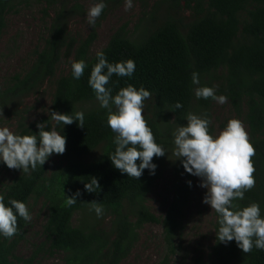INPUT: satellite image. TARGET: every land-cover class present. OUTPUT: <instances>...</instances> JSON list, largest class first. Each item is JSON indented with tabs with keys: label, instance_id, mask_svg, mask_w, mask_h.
I'll use <instances>...</instances> for the list:
<instances>
[{
	"label": "trees",
	"instance_id": "1",
	"mask_svg": "<svg viewBox=\"0 0 264 264\" xmlns=\"http://www.w3.org/2000/svg\"><path fill=\"white\" fill-rule=\"evenodd\" d=\"M31 2L44 5L43 13L54 9V16L47 27L42 47L34 52V59L23 74H16L0 88V105L13 99L19 100L36 91L45 80L52 79L60 58L84 60L87 67L79 80H73L71 66L51 84L54 86L49 115L37 123L17 121L14 133L37 135V124H46L44 130L55 128L66 138L62 155L53 154L58 162L50 168L48 160L35 171L24 173L11 169L13 178L0 193L5 203L14 199L28 205L30 199L42 197L46 206V220L42 226L44 241L36 245L29 256L14 255L18 242L23 239L27 223L17 219L18 233L12 238L0 237V264H34L41 255H59L61 264H121L131 253L138 240L137 230L146 223L162 227V241L166 253L160 264L176 253V236L181 230L183 207L187 201L186 186L176 187L173 200L161 218L149 212L145 201L154 181L159 177L162 156L153 157L155 174L145 169L136 180L121 174L110 161L114 153L115 133L107 126L106 109L99 106L82 109L80 105L95 99L87 80L96 54L89 57V48L95 39V30L78 42L69 34L67 20L82 13L78 3L67 5L58 0H0V37L5 27L6 15ZM167 6L161 19L153 21L143 36L133 41L120 27L108 39L103 51L109 63L131 59L135 71L129 77L110 78L106 87L112 94L128 85L143 87L152 94V104L144 115L154 140L163 148L171 139L173 124L183 123L192 110L207 111L209 99H196L193 88L218 84L215 93H221L232 109L241 114L247 125L249 143L254 148L251 163L254 186L244 193L243 200L234 204L243 208L253 202L260 206L264 216V0H160ZM182 9V10H181ZM190 13L189 22L180 18L181 11ZM153 16V17H152ZM71 60V61H72ZM199 74V85H192L191 73ZM218 72L216 76L214 73ZM179 102L182 107L175 109ZM74 116L84 114V125L75 121L57 126L50 112ZM114 111V109H113ZM53 120V121H52ZM171 120V121H170ZM99 149L91 159L82 160ZM139 163V161H137ZM0 167L7 169L3 163ZM95 177L100 185L94 193L84 190L83 183ZM77 190L81 195L71 206L66 196ZM99 202L103 215L99 218L88 202ZM29 206H27L28 208ZM29 210V209H28ZM81 214L79 225H73L74 214ZM214 244L211 255L215 264H264V251L252 249L243 253L234 241L221 243L216 238L217 214L213 212ZM108 218L107 226L102 221ZM197 264H201L200 258Z\"/></svg>",
	"mask_w": 264,
	"mask_h": 264
},
{
	"label": "clouds",
	"instance_id": "2",
	"mask_svg": "<svg viewBox=\"0 0 264 264\" xmlns=\"http://www.w3.org/2000/svg\"><path fill=\"white\" fill-rule=\"evenodd\" d=\"M132 6V0H125L126 11ZM105 7L104 0H98L88 9L85 20L90 27L95 25ZM96 60L87 83L99 107L107 110V126L115 133V149L109 158L112 166L121 174L136 180L145 169L154 175L156 165L152 162L153 157L164 156L166 151L155 142L142 115L144 102L152 99V94L143 87L136 89L128 85L113 95L112 89L106 87L110 78L113 74L130 78L135 71V62L128 59L109 63L103 51L96 52ZM70 66L73 80H79L87 67L84 60H72ZM191 83L200 84L199 74L195 71L191 73ZM193 95L196 99L211 98L221 105L227 102V97L217 96L215 90L207 86L194 87ZM181 107L179 102L174 104L175 109ZM50 114L56 125L62 128L73 121L78 122L79 127L84 125L82 112L74 116L54 111ZM185 120L187 123L178 126L173 134V154L180 160L184 171L200 178V187L207 190L203 203L217 214V240L225 244L234 241L243 253H249L253 248L264 251V216L261 215L260 206L253 202L240 208L233 203L235 200H243L244 193L254 186V168L251 163L254 148L249 143L243 123L230 119L213 136L209 133L211 121L206 116L188 113ZM45 126L43 123L37 124L38 136H21L8 127H0V163L9 169L29 173L35 171L37 166L41 168L51 155H62L66 138L55 128L44 130ZM188 183L191 184L190 181ZM83 187L89 193L100 189L95 177L84 182ZM80 195L77 190L71 196H66V205L76 203ZM88 203H91L92 211L98 218L103 215L104 209L99 202ZM18 218L26 223L31 220L26 204L14 199H9L6 204L5 195L0 193V237L10 239L18 233Z\"/></svg>",
	"mask_w": 264,
	"mask_h": 264
},
{
	"label": "rangeland",
	"instance_id": "3",
	"mask_svg": "<svg viewBox=\"0 0 264 264\" xmlns=\"http://www.w3.org/2000/svg\"><path fill=\"white\" fill-rule=\"evenodd\" d=\"M62 0H58V4ZM67 5L78 3L82 13L70 16L67 20L69 34L76 42L85 38L90 30H95V39L89 48V57L100 51L107 43L109 37L120 27H125L126 36L136 41L140 39L149 25L151 15L160 17L156 23L162 20V15L166 12L165 4H158L160 0H132L133 6L125 10V0H104L106 7L97 18L94 26H89L85 20L88 9L98 2V0H63ZM44 5L31 2L29 6L18 7L6 15L5 27L0 37V88H4L6 83L16 74H23L34 59V52L39 50L43 44L47 27L54 16V9H48L47 15L43 13ZM182 10V9H181ZM179 10V11H181ZM180 18L184 22H189L190 13L181 11ZM153 17V16H152ZM71 57H61L55 68V75L52 79L45 80L40 88L20 98L13 99L0 105V127H8L14 133L17 121L23 117L26 122L37 123L45 116L49 115V106L54 86L51 84L58 76L63 75L69 68ZM216 76L218 72L214 73ZM218 84L210 81V88L216 90ZM217 96L223 95L215 93ZM152 100L144 102L142 115L148 114V109ZM99 106L97 100L85 102L80 105L82 109ZM115 110V109H114ZM190 113L200 117L206 116L210 119L209 133L213 136L221 131L228 120L237 119L243 123L241 114H237L227 100L224 104H217L211 100L207 111L192 110ZM186 119V118H185ZM184 119L180 125L173 124L171 139L164 146L165 155L162 156L159 177L150 188L145 204L149 212L161 218L171 201L173 200L176 187L186 186L188 190L187 201L183 207L181 230L176 236L177 249L174 255L169 256L165 264H197L200 258L201 264H215V259L211 255L214 244L213 223L214 210L209 205L203 203L206 189L200 187L201 180L185 172L180 164V160L174 156L173 134L178 126H183L187 122ZM53 121V120H52ZM171 121V120H170ZM99 149H95L91 154L82 157V160L91 159L92 155H97ZM58 162L55 155L50 156L48 164L50 168ZM14 173L11 169L0 167V189L10 182ZM191 182L189 185L188 182ZM42 197L28 201V209L31 220L27 223L23 231V239L15 247L14 255L25 258L30 255L32 249L44 241L42 226L46 220V206ZM83 217L81 214H74L71 222L79 225ZM108 218L102 221L103 227L107 226ZM138 240L129 256L121 264H160L164 253H166L162 241V227L157 223H146L137 230ZM59 255L47 257L40 256L34 264H61Z\"/></svg>",
	"mask_w": 264,
	"mask_h": 264
}]
</instances>
